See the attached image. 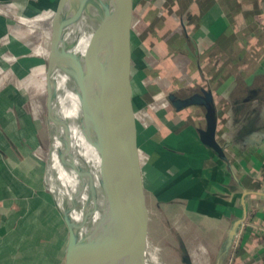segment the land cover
I'll use <instances>...</instances> for the list:
<instances>
[{"label":"crops","instance_id":"obj_1","mask_svg":"<svg viewBox=\"0 0 264 264\" xmlns=\"http://www.w3.org/2000/svg\"><path fill=\"white\" fill-rule=\"evenodd\" d=\"M29 3L30 0H0V7L5 5L12 10V4L26 9ZM184 4V17L175 12L173 19L183 21L188 36L193 39L195 32L191 29L195 24L203 30L205 37L201 42L194 40L197 48L195 44L194 48L189 47L191 54L199 58L208 55L205 51L211 47V39L216 40L214 45L218 48L220 45L228 50L226 48L240 40L239 30L252 26L263 17L260 7L253 9V2L248 0L235 7L239 11L253 10L250 20L243 17L233 20L234 13H226L219 3L198 17L192 9L193 3L186 0ZM7 16L10 15L0 11V66L12 79H19L30 74L24 67L35 60L22 59L11 66L5 61L7 52L16 53L10 51L11 47L3 44L2 39L10 35L11 39L22 43L20 38L23 36L18 27L13 32L8 28ZM144 29L148 36V26ZM160 44L155 43L161 47ZM151 52L158 72L160 62L155 57L154 46ZM163 52L166 51L160 53ZM230 53L231 57L226 58ZM17 54L25 52L17 51ZM255 57L251 59L247 52L236 50L229 52L222 61L216 58L208 63L205 59L201 65L204 73L220 72L209 102L216 116V136L223 149L222 156L200 138L199 131L207 127L206 107L203 106L205 109L202 108L197 123H192V116L187 111L181 114L187 118L184 120L174 114L177 109L170 99L172 106L164 105L165 95L169 98L174 93L167 92L161 80L165 91L162 108L166 109V113L162 109L161 114V137L166 154L164 151L158 154L154 167L163 169L166 162L169 165L167 176L172 180L174 191L171 215L177 217V230L183 228L184 231L183 238L177 240V248L181 249L183 259L187 256L188 264H264V51L260 58ZM7 85L3 93L13 86ZM0 101L6 103L4 99L0 98ZM6 120L7 124L12 121ZM165 125L169 127L165 128ZM0 128L3 129L1 125ZM165 129L167 133L168 129L172 132L170 139L168 134L165 135Z\"/></svg>","mask_w":264,"mask_h":264},{"label":"water","instance_id":"obj_2","mask_svg":"<svg viewBox=\"0 0 264 264\" xmlns=\"http://www.w3.org/2000/svg\"><path fill=\"white\" fill-rule=\"evenodd\" d=\"M95 4L90 0H60L58 4L49 59V113L52 120L51 71L58 62L56 36L63 34L73 22L85 19L93 29L86 66L99 117L95 119L91 115L79 95L82 125L90 144L104 156L95 182L102 198V210L115 206L117 214L106 233L93 234L85 240L79 239L76 232L87 224L74 223L65 214L70 230L65 264H146L153 253L157 254V264H162L161 249H151V240L153 207L166 226L173 204V183L167 176L166 158L163 169L154 167L158 154L166 152L161 137L165 92L153 65L136 0H99L98 7L94 8ZM65 8L74 11V16H67ZM114 45L122 52L124 67L116 68L109 61ZM169 99L179 111L193 105L206 107L207 127L199 131L200 138L222 156L223 149L216 136V116L209 102L211 97L179 99L170 94ZM103 133L105 136L99 138ZM88 173L82 171L80 175L84 177ZM95 210L97 206L91 212ZM110 219L111 216L109 222Z\"/></svg>","mask_w":264,"mask_h":264},{"label":"rangeland","instance_id":"obj_3","mask_svg":"<svg viewBox=\"0 0 264 264\" xmlns=\"http://www.w3.org/2000/svg\"><path fill=\"white\" fill-rule=\"evenodd\" d=\"M30 1L26 9L12 4V10L5 5L0 7L2 13L10 15L7 16L8 28L13 32L18 27L23 35L22 43L11 39L10 35L2 39V43L16 53L7 52L5 61L11 66L22 59L35 60L24 67L30 74L19 79H12L0 66V98L6 101H0V125L3 127L0 128V264H65L70 230L64 211L73 188L68 182L69 172L63 162L61 146L57 149V160L51 159L56 128L50 118L48 99L51 37L60 0ZM136 2L139 20L145 27L147 19L139 9L140 1ZM66 15L70 16L69 12ZM153 29L158 28L152 26L147 34ZM59 43L64 45L63 41ZM17 51L25 54H17ZM56 54L58 57L59 52ZM152 61L157 67L154 58ZM125 64V60L120 61V68ZM65 70L64 59L52 69V94L60 85V76ZM7 84L13 86L3 93ZM165 100L164 105L171 107L166 95ZM163 113H166L165 108ZM7 118L12 119L10 124ZM167 134L170 139V129L168 133L165 129ZM153 220L151 249H161V263L185 264L183 253L177 248L178 238H183L181 234H184L183 228L177 230V217L170 215L163 226L153 207Z\"/></svg>","mask_w":264,"mask_h":264},{"label":"bare ground","instance_id":"obj_4","mask_svg":"<svg viewBox=\"0 0 264 264\" xmlns=\"http://www.w3.org/2000/svg\"><path fill=\"white\" fill-rule=\"evenodd\" d=\"M90 2L96 3L94 8L99 5V0H90ZM68 12L72 17L74 16V11L65 8V13L68 14ZM92 34L93 29L85 19L73 22L67 26L63 34H57L56 51L59 52L58 59L65 60L66 70L61 73L60 85L53 90L52 121L56 128V141L54 140L55 147L51 159L57 160V149L61 146L63 162L69 172L68 182L73 188L72 196L64 212L69 216L70 221L87 224L76 232L78 238L82 240L89 239L93 234L103 235V231L106 233L117 214L115 206L106 211L102 210V198L95 182L104 164V156L101 152L97 153L90 144V137L86 136L83 130L81 118L83 114L79 95L86 102L91 115L95 119L99 117L95 92L86 66V51L88 46L90 47ZM59 41H63L64 45ZM109 61L116 68H120V61H124L122 52L116 45L112 47ZM99 135V138L105 136L104 133ZM82 171L89 173L83 177L80 175ZM91 190L94 191L93 194ZM95 206L97 210L91 212ZM157 263L156 253H153L146 261V264Z\"/></svg>","mask_w":264,"mask_h":264},{"label":"trees","instance_id":"obj_5","mask_svg":"<svg viewBox=\"0 0 264 264\" xmlns=\"http://www.w3.org/2000/svg\"><path fill=\"white\" fill-rule=\"evenodd\" d=\"M139 9L143 17L147 19L148 29L152 26H157V30H150L147 36L148 46L153 48L155 57L159 60L158 72L162 77L164 88L169 93H174L178 98L188 99L190 97H202L212 98V90L215 89L216 84L220 78V72L208 71L204 73L201 69V65L204 64L203 60H207L208 63L217 58L220 61L229 52L240 50L243 53L249 54V57L256 58L262 56L264 51V0H248L252 1L254 8L260 7V14L263 17L258 18L252 26H247L243 30H239L240 40L229 46L228 50L222 49L220 45L217 47L216 40L211 39L210 48L206 50L207 56L204 54L198 57H194L190 48H194V44H197L194 40L201 42V38L205 37V33L198 24L192 27L194 31V39L188 36L186 32V26L183 21H175L173 14L176 12L183 18L185 14L186 0H139ZM247 0H189V3H193V10L196 11L198 17L210 10L216 4H220L226 13L233 14L234 19L247 18L252 19V11L245 9L239 11V8L235 7L238 3L246 2ZM250 18V19H249ZM197 22V20H196ZM145 24V25H146ZM144 26V24H142ZM145 27H143L144 29ZM251 38V41L248 40ZM158 42L161 47L155 45ZM218 44V43H217ZM213 49V51H212ZM165 50L166 52L160 53ZM212 52V53H211ZM214 53L218 55H214ZM231 53L226 58H230ZM200 75V76H199ZM188 86V87H187ZM203 106L193 105L183 110H175L174 114L183 117L187 120L183 112L187 111L192 116V123H197L199 117L203 112ZM205 109V108H204ZM175 115V116H176ZM206 116V111H205ZM183 262L188 264L187 256H184Z\"/></svg>","mask_w":264,"mask_h":264}]
</instances>
